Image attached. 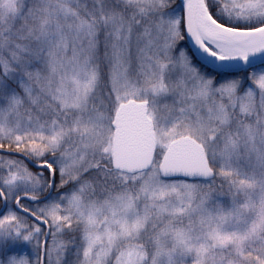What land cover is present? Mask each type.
<instances>
[{
    "label": "snow or ice",
    "instance_id": "6c2138e0",
    "mask_svg": "<svg viewBox=\"0 0 264 264\" xmlns=\"http://www.w3.org/2000/svg\"><path fill=\"white\" fill-rule=\"evenodd\" d=\"M0 264H264V0H0Z\"/></svg>",
    "mask_w": 264,
    "mask_h": 264
}]
</instances>
